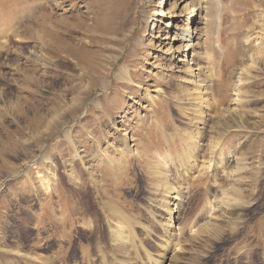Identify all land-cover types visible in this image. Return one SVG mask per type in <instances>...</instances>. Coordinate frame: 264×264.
Here are the masks:
<instances>
[{
  "label": "rangeland",
  "instance_id": "obj_1",
  "mask_svg": "<svg viewBox=\"0 0 264 264\" xmlns=\"http://www.w3.org/2000/svg\"><path fill=\"white\" fill-rule=\"evenodd\" d=\"M159 1L124 0L115 10L110 0L108 18L103 8L108 0H25L15 8L9 2L0 6V264H48L44 258L56 264H102L112 247L110 234L118 227L126 231L124 226L158 256L170 185L180 191L182 204H191L188 225L181 226L182 251L171 264H264V62L244 77L249 82L245 96L252 99L248 116L228 118L227 132L215 131L213 124L233 108V92L227 93L226 86L237 78L239 66L249 64L251 42L264 21V0H255L256 8L251 0H194L200 6L190 25L197 34L195 57L181 50L176 54L181 43L164 40L165 23L187 26L186 18L172 20L183 4L174 7L175 0H167L161 11ZM154 12L167 14L158 17ZM153 19L159 27L154 34ZM261 34L264 38V28ZM58 38L65 49L55 52L52 41ZM66 49L92 64L97 55V73H88L74 56H66ZM230 50L236 51V61L226 65ZM193 80L207 87L201 91L209 104L217 100L218 85L224 96L220 109L200 106L192 96ZM149 97L156 98L160 111H154ZM201 109L204 121L190 123ZM196 128L207 135L200 143V167L209 158V139L220 131L217 166L236 150L248 170L240 176L244 198L239 208L215 212L216 220L210 221L214 230L200 240L192 239L189 224L202 223L206 200L213 201L215 190L206 178V184L190 189L204 172L200 167L194 175L174 174L181 172L177 157L185 135L197 133ZM172 146L178 150L170 151ZM167 151L174 167L166 180L157 173L161 168L155 153ZM216 170L208 178L226 187L234 184ZM193 191L195 197L188 200ZM104 202H111L123 217L102 209ZM178 226L172 225L175 230ZM79 232V246L87 255H80L76 245L73 260L58 257ZM134 262L148 264L144 256Z\"/></svg>",
  "mask_w": 264,
  "mask_h": 264
},
{
  "label": "bare ground",
  "instance_id": "obj_2",
  "mask_svg": "<svg viewBox=\"0 0 264 264\" xmlns=\"http://www.w3.org/2000/svg\"><path fill=\"white\" fill-rule=\"evenodd\" d=\"M24 1L25 0H0V6H3L5 2H9L10 7L15 8L16 6H18L20 3H23ZM48 1L51 2V0H48ZM109 1L110 0H108L106 6L103 7L108 11V15L106 16L107 18L109 16L110 17L112 16V14L110 13V8H108ZM123 1L124 0H114V6H113L114 9L116 10V6L121 8ZM164 1H166V3H167V0H160L159 5L157 7L161 11L163 9H165V7H166L163 5ZM174 3H175V5H173L174 7H180V6H182V4H183V7L180 9V11L177 14L172 13V20L177 21L178 19L182 20V18H186L187 26L184 28V27H181V26L176 24L175 26H172V28H171L170 23H165L166 34H165L164 40L170 39L171 42L169 43V45L172 43H179V42L181 43V45L175 49L176 54L179 55V51L181 50V52L184 53V56L189 57V53H191V54H193V57H195L194 55L196 54L195 53V46L196 45L193 44V42H194L193 40L195 39L197 34L195 32V29L193 30V28H191L190 25L193 24V21L195 20L194 18H196L195 13H196V11H198L200 9V6L198 7L194 0H189V2L187 0H175ZM251 3L254 4L253 6L255 8L258 6V4L255 2V0H251ZM53 5H54V3H52V6ZM174 7L172 8V10H174ZM47 8H48V6H47ZM154 13L158 17H161L162 15L167 14L164 12L162 14L159 12H154ZM263 18H264V16H263ZM180 20H179V22H181ZM153 22L154 23L152 24V33L154 34V32L158 31L159 27L156 23V20H154ZM263 28H264V21L261 22V24H259V29H258L257 33L254 34L255 37L253 38V40L251 42V44L253 45V46L251 45V50L253 51V53L249 55L248 66H246V67L244 65L239 66V68L237 69L239 72L237 74V78L232 83L229 82L226 86V92L227 93H228V91L233 92V94H232L233 100L231 101L233 103V108L229 107L226 111H224V113H223L224 116L218 115L217 116V122H216V120H213V124L216 123L215 128H214L215 131L222 129L224 132H227L228 130H226L225 128L228 125V123L226 124V122H227L226 120L228 118L234 119V116L238 115L239 116L238 120H241V118H243L244 115H246V117L248 116V112L246 110V108L248 106L247 103L251 102L252 99H250V98L248 99L247 96H245L246 91H244V90L247 89V85L249 82H245L244 77H245V75H249L251 68H255L258 70L259 68H261V66L259 65V62H264V59L261 58L262 53H263V49H264V38H263V34H261V31ZM50 32L51 31L49 30V36H50ZM194 32H195V34H194ZM52 46H53V49L55 52H60L62 49H65L64 42L61 41L59 38L52 41ZM235 53H236V51H233V50H230L229 52H227V59L225 58V64L226 65L230 64L231 62L236 61V57L233 55ZM65 55L66 56H74L79 63L83 64L81 66L83 68H85L86 71H89L88 73H91V74L97 73L96 64H97V60H99L97 55H94L95 64L90 63L85 55L79 54V53H71V50L66 49ZM207 60H209V58H207ZM183 62H185V61H183ZM193 66H194V64H193ZM195 66L197 67L196 64H195ZM187 68H188L187 70H190L189 73L191 74V78H192L193 70H192V68H190L188 66H187ZM199 71H201V69H199ZM211 75H212V73H211ZM197 77L199 78V76H197ZM191 84H192V86H191L192 87V89H191L192 96L193 95L197 96V99L200 100L198 102L200 104V106L205 105L206 107H204V108H206L207 110L211 107V105L213 108L216 107V108L220 109V107L222 106V103H223V102L221 103V99H223L224 96L219 93L218 85H217V89H216L217 94H218L217 100L216 101L214 100L212 102V104H209L210 103L209 99H208L209 96H204L205 93L203 94L201 91V89H207V87L202 86L201 82L198 80H196V81L193 80ZM211 88H212V92L214 93V83L213 82H212ZM222 88H224V86H222ZM208 90H210V89H208ZM205 91H207V90H205ZM210 94H211V92L209 93V95ZM149 100H150V103L154 105L153 106L154 111H160L162 109V108L158 109V107H157L158 102L156 101V98L149 97ZM76 101L79 102V99L77 98ZM223 101H224V99H223ZM159 105H161V103ZM163 108H165V107H163ZM237 109H239V110H237ZM203 111H204V109H203ZM203 111H202V109L197 110V113H196L197 119L195 120L194 118H192L190 120V123L195 124V122H197V121H199V122L204 121L203 120V116H204ZM259 118H260L259 122H262L261 117H259ZM153 121H156V119ZM155 123H157V122H155ZM166 125L168 126V124H166ZM197 126H199V125H197ZM160 127H162V126H160ZM190 128H188V129H190ZM241 128H242V126L240 127V129ZM188 129H186V130L188 131ZM242 129H244V128H242ZM163 130H165L164 126H163ZM196 130H197V133H195V134H193V131H194L193 130L192 133H187V135H185V136H187L186 137L187 140L184 139L185 142L182 145V149H183L182 154H180L177 157L178 169H181V172L179 170L174 169L176 172L174 174L177 175L176 177L183 174V172H186V173L193 172L192 173L193 175L195 173H198L200 164L203 163V161H200V158L202 157L201 154L199 153V151L201 150V146H202V144H200V143H201L202 139L206 138L207 135L203 134V132L200 131V129L198 130V128H196ZM196 130H195V132H196ZM219 132L220 131H218V134H216V135H218L217 137L209 139L210 140L209 141V144H210L209 147L211 148V151L209 152V155H208L209 158L206 162H204V164L206 165L205 168L203 169L202 167H200V169L202 168L204 170V172L199 173L200 175H198V177L195 178L196 181L192 182L190 184L191 185L190 189L193 190L195 188H199L200 185L202 186V185L206 184L207 181L210 179L209 184H207V186H211L210 188L215 190V192L212 193L213 201L209 197L206 200V206L208 208V213H207V216L204 215V217L202 218V220H201L202 223L194 224V222H192V223L190 222V224H189L190 225L189 226L190 227L189 233L191 234V237L193 240H200V238H202V237H207L208 234L210 235V231L214 230L213 228L215 226H213L210 221L213 219L216 220L217 215H216V217L214 216L215 212L220 211V210L225 211V212L226 211L229 212L233 209H238L239 205H240V201L243 200V198H244L243 193L239 189L240 186H242V184H243L242 178L240 176H244L243 174L246 173L247 163L245 164V162L242 160V158L238 157L237 153H235L236 152V150H234L235 148H233V146L231 145L234 152L229 151L228 156L221 157L220 161H219V162H221V166L220 167L217 166L219 164L217 161L216 162L214 161V157L217 156V154L219 153L218 152L219 149L217 146H221V144L223 143L222 139H221V136H223V135H222V133L220 134ZM159 137H161V136H159ZM209 137H211V136H209ZM173 139H172V141H173ZM229 146H230V144H229ZM168 148H170V151L178 150V148L176 146H172V147H168ZM220 151H221L220 155H223V150L220 149ZM254 152H255V150H254ZM244 153H243V155H245ZM155 154H156V157L158 159L157 165H159V167L161 168V171H157V173H159L160 175L161 174L164 175L165 179L167 180V176H172L170 173V171L172 169L169 170V168H171L172 166L174 167V164H173L174 160L171 161V153L167 151L165 153V155H162V156H160L157 152ZM134 156H135V154H134ZM240 156H242V155H240ZM76 157H78V156H76ZM246 158H247V156H246ZM249 158H251V157H249ZM153 160H155V159H153ZM160 168H158V169L160 170ZM214 169H217L216 170L217 172L214 171V172H216L215 174L220 173V175L221 174L227 175L226 178L228 177V179L232 178L230 180H233L232 182L234 184L230 185V187H226L227 185H225L224 183L223 184L225 186L217 183V181L215 179L208 178L210 173ZM247 172H248V170H247ZM212 175H214V174H212ZM155 176H157V174ZM214 176H217V175H214ZM205 178L207 180H206V183L203 184V180ZM193 179H194V177H193ZM166 180H164V181H166ZM167 186H168V181H167ZM205 188H206V186H205ZM175 190H176L175 187L173 188L172 185H170L169 187H167L165 189V191L167 193L165 196H167V197H166L165 202H164L165 203L164 209L166 210V213H167V219L165 221L167 227L164 230V235L162 237H160V242L162 243V246L160 247L159 255L158 256L157 255L152 256V254L150 253V250L143 246L141 238H139L138 236L137 237L133 236V237H135V238H133L131 236V233H132L131 231L133 229L130 226L126 227L123 225L125 227L126 231H124L123 229L118 227V228L114 229L112 231V233L110 234V236L108 238V242H109V245H111L112 247H111V250L109 253V257H107V255H106V260H104V258L102 259V261H103L102 264H136L134 262V260H138V259L142 258L143 256L146 258V260H148V264H168L169 261H168L167 257L169 254H172V257L169 259L170 264L173 262V260L175 259L176 255H177L176 252L182 251L181 243L179 241V237L182 233V227L181 226L184 227V225H188L185 223L187 221H189V216L191 214V212L189 211L191 204H189L187 202L185 204L184 203L182 204L181 203L182 197H181V195L178 194L180 191L177 190V192H175ZM169 194H171V195L173 194L172 196H174V197L170 198L169 196H171V195H169ZM194 197H195V195H194V191H193L192 194H190V198L188 200H192ZM168 198H169V200H168ZM171 201H172V203H170ZM170 206L172 208H170ZM104 207L106 208L107 211H109L110 213H113L119 219H121L123 217L122 214L118 212V209L111 202H104L102 204L101 208L105 209ZM175 223L176 224L178 223V225H179L178 228H176V230L172 227V225L173 224L175 225ZM82 235L83 234H81V233L77 234L74 241L69 240L68 241L69 248L66 251H64V253L63 252L60 253L58 257L63 258L66 255H68L69 258L72 259L71 257H74L73 255H74V252L76 250V247L80 245ZM79 248H80L79 252L81 253L80 255H83V256L87 255L88 252L83 249L84 247L82 248V246H79ZM70 259H69V261H70ZM44 260H45L44 262L48 263V264H51V263L56 264L57 263V262H55V260L53 258H44Z\"/></svg>",
  "mask_w": 264,
  "mask_h": 264
}]
</instances>
